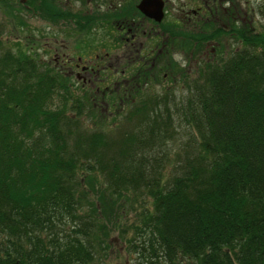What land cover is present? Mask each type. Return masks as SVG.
<instances>
[{
	"label": "trees",
	"instance_id": "trees-1",
	"mask_svg": "<svg viewBox=\"0 0 264 264\" xmlns=\"http://www.w3.org/2000/svg\"><path fill=\"white\" fill-rule=\"evenodd\" d=\"M11 6L0 0V15ZM204 6L196 23L164 29V60L153 69L134 64L133 103L79 87L91 111L100 99L120 118L113 133L83 127V99L66 76L20 47L6 49L0 32V264H101L118 203L129 196L150 201L119 229L135 264H264V31L237 21L224 31L214 20L222 13ZM23 7L51 22L78 19L53 0ZM134 13L122 4L104 20L128 22ZM225 34L237 47L222 58ZM208 42L218 46L216 61L196 78L183 73L171 49L195 58ZM181 81L179 97L152 94L156 83ZM180 124L188 138L166 160Z\"/></svg>",
	"mask_w": 264,
	"mask_h": 264
},
{
	"label": "rangeland",
	"instance_id": "rangeland-1",
	"mask_svg": "<svg viewBox=\"0 0 264 264\" xmlns=\"http://www.w3.org/2000/svg\"><path fill=\"white\" fill-rule=\"evenodd\" d=\"M55 6L58 9L67 10L70 14L78 19H72L67 22L65 21H49L44 20L38 15L32 14L29 10H25L22 0H12V8L10 16L0 15V25L4 24V28L0 29L2 33L3 40L8 41L6 49H14V47H20L27 55L32 56L35 60H38L41 66L45 68L54 69L55 59L58 61L62 58L70 59L72 61L76 59V56H82V61L84 65L91 66L93 63L97 62L98 59L95 57L104 54H110L111 56L103 59L104 61V73L107 71L112 72L115 55H121L124 52L120 51L118 46H113V39L117 38L116 29L117 21H108L107 23L111 25L108 27L104 20V12H115L116 7L122 4L127 5L129 3L135 4V0H53ZM20 2V3H19ZM207 4L209 7L218 9L222 16H215V25L220 26L227 31L228 21H237L238 26H243L244 24L251 27L255 26L258 30L264 31V0H165V11L166 17L163 25L159 27V30L164 31L167 29V25L170 22L178 20H187L190 18L191 24L196 23L195 19L189 15V11L198 9L199 5ZM228 3V4H227ZM135 6V5H134ZM131 6L128 7V9ZM136 12V11H135ZM137 16V13H136ZM3 20V22H1ZM77 20V21H76ZM126 22L125 24H127ZM130 27V26H127ZM165 39H167V34L161 33ZM154 37V36H153ZM158 39V38H157ZM161 40L163 38H160ZM141 41V40H140ZM154 40V44H155ZM162 42V41H160ZM159 42V43H160ZM221 46L222 58H225L227 54L232 52L236 47L237 43L232 39V36L227 34L223 35L219 41ZM158 43V44H159ZM84 44V45H83ZM216 42L206 43L204 49L195 58L191 55L187 57L181 51H176L171 49L173 53V61L178 63L183 73L196 78L197 71L199 68L216 61L215 46ZM146 46L147 43H144ZM156 45V44H155ZM147 47V46H146ZM145 50L148 52L149 50ZM160 47V46H159ZM156 50H154L155 52ZM139 58H144L142 55ZM146 58V57H145ZM144 58V59H145ZM146 60V59H145ZM99 64V63H98ZM110 67V68H109ZM113 69V68H112ZM65 76L64 71L61 73ZM98 80L93 81L92 96H100V89L105 87L109 90L115 89L112 84H102L97 85L98 81L103 76V71L99 72ZM119 81V80H118ZM75 83V81L73 80ZM112 82H115L113 80ZM70 83V82H69ZM72 83V90L75 94H81L78 91L80 85ZM188 82H186L187 84ZM160 83H156V86L151 88L152 94L161 95L163 91L169 92L175 91V96L179 97L180 94L184 93L182 91L185 88V84L181 81L177 86L170 88V85L159 86ZM173 85H175L173 83ZM175 88V89H174ZM96 90V93L94 92ZM181 90V91H177ZM177 91V92H176ZM185 96V95H184ZM78 98L83 99L82 96ZM135 100V98H133ZM83 103V108L86 114L82 117L80 123L83 127L102 131H110L113 133V128L118 124L120 118L117 120L114 118V114L106 103L97 100V106L100 110L93 108L92 111L89 108L88 102L85 100H80ZM133 100H131L130 103ZM137 101V100H135ZM89 110V111H88ZM101 111V113H100ZM115 125V126H114ZM119 126V124L117 125ZM188 130L183 126V124L176 126V133L173 140H168L166 142L165 153L167 155L166 160H174V153H182L181 143H186L188 138ZM163 173L164 176H169L172 172L171 163L166 164ZM88 190V188L86 187ZM149 208L150 201L146 197H128L127 200L121 199L118 203V211L121 216L116 219V228L109 229V235L107 242V248L102 250L97 257V260H102L101 264H135L132 254L128 253L127 240L123 238L119 229H124L130 227L133 223L137 222L136 215H138L142 207ZM132 209V211H130ZM138 213V214H137ZM123 238V239H122ZM153 264H160L158 261L152 262Z\"/></svg>",
	"mask_w": 264,
	"mask_h": 264
},
{
	"label": "flooded vegetation",
	"instance_id": "flooded-vegetation-1",
	"mask_svg": "<svg viewBox=\"0 0 264 264\" xmlns=\"http://www.w3.org/2000/svg\"><path fill=\"white\" fill-rule=\"evenodd\" d=\"M134 17V19L127 24H118L116 34L117 41H113V46H118L120 51L124 53L118 56L115 55L113 69L111 68L112 72L107 71L106 74L104 73L105 67L103 59L106 58L105 56H107V58L110 57L111 55L109 53L104 54L103 57L96 56L95 58L98 59V61L91 66L84 65L82 56H76L75 62L74 60L72 61V58H62L59 61L58 58H56L54 68L60 73L64 71L66 78L70 82L69 85H72L74 80V84H79L80 87L87 89L92 88L93 81L98 80L100 76L99 72L103 71V76L100 81H98L97 85H114L115 89L109 90V88L105 87V91L114 92L116 99L118 98L121 103L127 98L132 100L131 95L135 91L133 90L135 83L132 85L131 81L128 79L132 80L134 64L146 59V65H149V67L153 69L156 59L157 61L164 60L168 55L166 47L167 40L155 28L156 26L152 21L145 19L139 14L136 16V13H134ZM160 38L163 39L161 40ZM154 40H156V45L154 44ZM144 43H147V47ZM145 47L146 50H149L148 52L144 51ZM154 50L156 51L154 52ZM141 55L146 58H139ZM135 74L137 73L135 72ZM113 80H115V82H112Z\"/></svg>",
	"mask_w": 264,
	"mask_h": 264
},
{
	"label": "water",
	"instance_id": "water-1",
	"mask_svg": "<svg viewBox=\"0 0 264 264\" xmlns=\"http://www.w3.org/2000/svg\"><path fill=\"white\" fill-rule=\"evenodd\" d=\"M139 12L145 17L159 23L163 17V1L162 0H141L137 6Z\"/></svg>",
	"mask_w": 264,
	"mask_h": 264
}]
</instances>
